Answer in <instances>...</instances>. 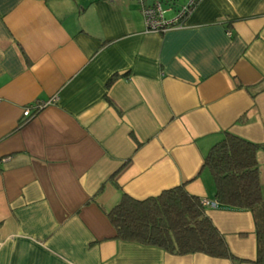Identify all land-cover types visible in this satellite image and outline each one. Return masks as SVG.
<instances>
[{
    "label": "crops",
    "instance_id": "1",
    "mask_svg": "<svg viewBox=\"0 0 264 264\" xmlns=\"http://www.w3.org/2000/svg\"><path fill=\"white\" fill-rule=\"evenodd\" d=\"M225 132L261 146L264 194V0H199L163 32L138 0H0V264H254L246 209L205 208L234 259L118 240L106 216L182 183L214 200Z\"/></svg>",
    "mask_w": 264,
    "mask_h": 264
},
{
    "label": "trees",
    "instance_id": "2",
    "mask_svg": "<svg viewBox=\"0 0 264 264\" xmlns=\"http://www.w3.org/2000/svg\"><path fill=\"white\" fill-rule=\"evenodd\" d=\"M169 1L172 0H161L166 5ZM198 2L193 0L191 9ZM260 147L225 132L224 139L214 144L203 160L214 181V200L221 205L246 209L252 215L256 238L254 264H264V194L256 158ZM205 208L202 198L187 192L182 183L145 199L123 193L121 200L106 211V216L118 240L159 247L175 255L202 253L234 259Z\"/></svg>",
    "mask_w": 264,
    "mask_h": 264
},
{
    "label": "built area",
    "instance_id": "3",
    "mask_svg": "<svg viewBox=\"0 0 264 264\" xmlns=\"http://www.w3.org/2000/svg\"><path fill=\"white\" fill-rule=\"evenodd\" d=\"M141 3V11L144 16L146 30L153 32H163L167 29L174 27H183L185 25V20L191 11V5L193 0H187L183 5L180 6L176 14L170 18H165V12L169 11L170 8L164 9L161 0H138ZM186 16V17H185ZM184 17V18H183ZM55 99V98H53ZM46 103H49L47 101ZM44 103H38L34 106L35 110L30 107L23 109L22 114L24 116H31L33 113L37 112ZM202 204L205 207H216L218 203L215 200L202 199Z\"/></svg>",
    "mask_w": 264,
    "mask_h": 264
},
{
    "label": "rangeland",
    "instance_id": "4",
    "mask_svg": "<svg viewBox=\"0 0 264 264\" xmlns=\"http://www.w3.org/2000/svg\"><path fill=\"white\" fill-rule=\"evenodd\" d=\"M176 6H175V4H168L166 6V3H163L164 9H167L168 7L170 8L169 11L165 12V14H164L165 18H170L173 16L174 12H176L175 10L180 8V6H179L177 9H174V8H176Z\"/></svg>",
    "mask_w": 264,
    "mask_h": 264
}]
</instances>
